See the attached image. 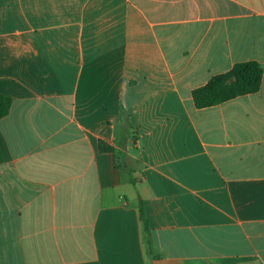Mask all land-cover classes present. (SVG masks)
I'll list each match as a JSON object with an SVG mask.
<instances>
[{"label": "crops", "instance_id": "obj_1", "mask_svg": "<svg viewBox=\"0 0 264 264\" xmlns=\"http://www.w3.org/2000/svg\"><path fill=\"white\" fill-rule=\"evenodd\" d=\"M248 61L264 0H0V264H264V76L192 97Z\"/></svg>", "mask_w": 264, "mask_h": 264}, {"label": "trees", "instance_id": "obj_2", "mask_svg": "<svg viewBox=\"0 0 264 264\" xmlns=\"http://www.w3.org/2000/svg\"><path fill=\"white\" fill-rule=\"evenodd\" d=\"M263 76L264 66L260 63L256 61L237 63L229 72L212 77L206 85L193 91L192 97L195 107L197 109L213 107L239 96L257 93L261 89ZM12 104L13 99L10 96L0 95V120L9 115ZM129 128L130 123L124 121L121 127L122 138L126 137ZM99 151L101 153H111L114 155L116 152L113 146L102 140L99 141ZM129 181L133 183L136 182L134 179L130 178ZM139 213L148 236L149 253L152 254L149 235L150 229L142 202L139 206Z\"/></svg>", "mask_w": 264, "mask_h": 264}, {"label": "rangeland", "instance_id": "obj_3", "mask_svg": "<svg viewBox=\"0 0 264 264\" xmlns=\"http://www.w3.org/2000/svg\"><path fill=\"white\" fill-rule=\"evenodd\" d=\"M119 156H120V154H119ZM121 159V158H120ZM123 159H121V161H122Z\"/></svg>", "mask_w": 264, "mask_h": 264}]
</instances>
